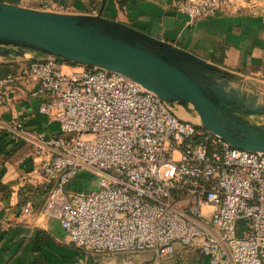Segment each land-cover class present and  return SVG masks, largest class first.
<instances>
[{
  "label": "built area",
  "instance_id": "1",
  "mask_svg": "<svg viewBox=\"0 0 264 264\" xmlns=\"http://www.w3.org/2000/svg\"><path fill=\"white\" fill-rule=\"evenodd\" d=\"M227 2L178 0L176 9L192 23ZM22 78L35 82L30 95L57 133L30 129L19 116L4 127L44 154L43 213L85 255L151 251V264H162L179 242L198 247L208 264H264L263 151L180 117L120 72L53 55L33 54L20 72L0 75V107ZM82 170L96 184L67 189Z\"/></svg>",
  "mask_w": 264,
  "mask_h": 264
},
{
  "label": "crops",
  "instance_id": "2",
  "mask_svg": "<svg viewBox=\"0 0 264 264\" xmlns=\"http://www.w3.org/2000/svg\"><path fill=\"white\" fill-rule=\"evenodd\" d=\"M25 7L99 14L139 31L173 43L237 75L242 89H264V0H228L222 10L192 23L176 9L178 0H0ZM0 74L20 72L33 55L29 50L1 47ZM35 82L22 78L8 105L0 107V264H151V251L86 254L73 242L58 220L43 213L45 192L37 168L38 155L31 142L15 139L4 127L16 116L30 129L57 133L37 111L38 98L31 96ZM186 112L182 118H190ZM80 171L68 184L71 191H85ZM162 264H208V257L193 245L175 243Z\"/></svg>",
  "mask_w": 264,
  "mask_h": 264
},
{
  "label": "water",
  "instance_id": "3",
  "mask_svg": "<svg viewBox=\"0 0 264 264\" xmlns=\"http://www.w3.org/2000/svg\"><path fill=\"white\" fill-rule=\"evenodd\" d=\"M3 46L120 72L232 145L264 152V91L243 90L237 75L173 43L99 14L0 1Z\"/></svg>",
  "mask_w": 264,
  "mask_h": 264
},
{
  "label": "rangeland",
  "instance_id": "4",
  "mask_svg": "<svg viewBox=\"0 0 264 264\" xmlns=\"http://www.w3.org/2000/svg\"><path fill=\"white\" fill-rule=\"evenodd\" d=\"M0 52H2V51H0ZM175 110H176V113L180 117H183L184 114H186V111L181 106H177ZM189 116H191L190 118H188L189 120H192V121H195V122L199 120V117L197 115L193 114V113L191 115H189ZM81 180H82L83 184L95 185L96 181H97V178L95 176H93V175H88V176H83V178Z\"/></svg>",
  "mask_w": 264,
  "mask_h": 264
},
{
  "label": "trees",
  "instance_id": "5",
  "mask_svg": "<svg viewBox=\"0 0 264 264\" xmlns=\"http://www.w3.org/2000/svg\"><path fill=\"white\" fill-rule=\"evenodd\" d=\"M21 49H23V48H21ZM0 51H6V50H3L2 48H0ZM6 73H7V72H6ZM6 73H2V74H0V75L6 74Z\"/></svg>",
  "mask_w": 264,
  "mask_h": 264
}]
</instances>
